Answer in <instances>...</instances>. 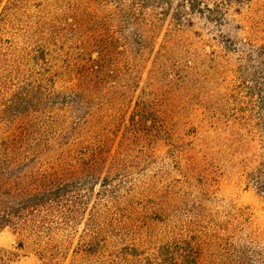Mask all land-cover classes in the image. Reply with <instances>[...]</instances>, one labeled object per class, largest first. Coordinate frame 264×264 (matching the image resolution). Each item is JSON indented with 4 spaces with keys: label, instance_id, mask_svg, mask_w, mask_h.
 <instances>
[{
    "label": "rangeland",
    "instance_id": "obj_1",
    "mask_svg": "<svg viewBox=\"0 0 264 264\" xmlns=\"http://www.w3.org/2000/svg\"><path fill=\"white\" fill-rule=\"evenodd\" d=\"M50 190L15 264H264V0H0V216Z\"/></svg>",
    "mask_w": 264,
    "mask_h": 264
},
{
    "label": "trees",
    "instance_id": "obj_2",
    "mask_svg": "<svg viewBox=\"0 0 264 264\" xmlns=\"http://www.w3.org/2000/svg\"><path fill=\"white\" fill-rule=\"evenodd\" d=\"M53 191H45L40 194H35L32 196H28L26 198H23L21 200H18L16 202V205L11 207L10 213L6 212L4 215L0 216V228L12 225L14 226V230L17 232L21 230V232L25 233L27 237L34 238V241L32 242L31 246L35 248L36 255L38 258L43 261L46 260L48 256L53 257L52 251L54 249H57V254H59V250H61L60 247L55 246L53 247L51 251H49L48 246H43V244L40 243V236L36 232V230L39 229L41 231V227L43 224H40L39 226H29L24 224V220L27 221L30 216L35 214L39 211L41 208H45L48 206H51L50 204L55 202ZM22 223L25 225L26 228L22 227ZM26 249V243L24 241H21L18 245V248L16 250L13 249H6L0 247V264H15L17 263L20 258L23 256L21 253L22 250ZM92 249L87 250V253H92ZM101 264H116L115 261L111 262H102ZM169 264H178L176 262L169 263ZM183 264H188V262H183ZM194 264V262H192Z\"/></svg>",
    "mask_w": 264,
    "mask_h": 264
}]
</instances>
